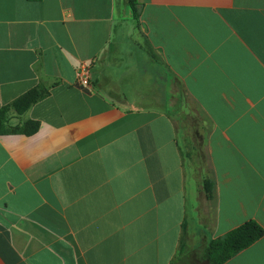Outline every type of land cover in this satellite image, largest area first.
Segmentation results:
<instances>
[{
	"label": "crops",
	"instance_id": "1",
	"mask_svg": "<svg viewBox=\"0 0 264 264\" xmlns=\"http://www.w3.org/2000/svg\"><path fill=\"white\" fill-rule=\"evenodd\" d=\"M138 3L136 19L128 0H0V112L38 123L0 134V264H174L184 228L202 264L264 229V0ZM189 113L206 140L182 132ZM204 142L212 201L185 150ZM224 264H264V236Z\"/></svg>",
	"mask_w": 264,
	"mask_h": 264
},
{
	"label": "trees",
	"instance_id": "2",
	"mask_svg": "<svg viewBox=\"0 0 264 264\" xmlns=\"http://www.w3.org/2000/svg\"><path fill=\"white\" fill-rule=\"evenodd\" d=\"M29 2H40L42 0H27ZM131 10L135 18H138V0H128ZM46 95L44 88H35L25 95L18 98L12 105L13 109L17 113H25L33 104L43 99ZM9 108H3L0 112V134H7L13 132H23L25 134H33L38 129V123L29 122L21 129L9 130L6 127L7 114ZM209 188L206 187V191L209 194ZM186 229L184 228L183 238L181 239L179 250L176 256V262L174 264H188L195 259V251L191 249V245L186 239ZM264 236V229L256 222L250 221L240 226L239 228L228 233L224 238L218 240H212L208 243L204 250V255L201 256L202 261H206L208 264H224L228 260L235 257L241 251L247 249L259 239ZM190 254H193L191 257Z\"/></svg>",
	"mask_w": 264,
	"mask_h": 264
},
{
	"label": "rangeland",
	"instance_id": "3",
	"mask_svg": "<svg viewBox=\"0 0 264 264\" xmlns=\"http://www.w3.org/2000/svg\"><path fill=\"white\" fill-rule=\"evenodd\" d=\"M139 10V8H138ZM264 98V97H263ZM184 106V108L187 110L186 113L189 111V108L194 110V105L192 104V102L189 101V99L187 97H185L184 95H182V104L181 106ZM185 112V111H183ZM187 116V117H186ZM181 119V125L182 122H187L189 125L191 123L196 122L195 118L193 117L192 113H189L188 115L183 114ZM179 120V118H177ZM204 119V118H203ZM187 124V125H188ZM188 127H183L182 125V132H184ZM187 132L189 133V136L192 137H197L200 135V137H202V139L206 140V137L208 135L209 132V127H204L200 130L194 129V128H188ZM203 144V145H201ZM205 142L204 143H200V146L198 143H193L191 145L186 144L185 145V150H191L193 153H196L195 156L193 158L190 157L188 163L189 166L192 167V174H191V180L193 184H199L198 182H202V185H205V189L208 186L209 188V194L207 193V197L208 200L212 201L213 199V186H212V176L210 175V165H209V159L207 157V154L205 152L206 148L205 147ZM195 147V148H194ZM192 160V161H191ZM205 172H207V175H205ZM198 264H201L200 262H198ZM202 264H207V263H202Z\"/></svg>",
	"mask_w": 264,
	"mask_h": 264
},
{
	"label": "built area",
	"instance_id": "4",
	"mask_svg": "<svg viewBox=\"0 0 264 264\" xmlns=\"http://www.w3.org/2000/svg\"><path fill=\"white\" fill-rule=\"evenodd\" d=\"M77 83L82 87H89L91 84V69L89 63H81L77 70Z\"/></svg>",
	"mask_w": 264,
	"mask_h": 264
}]
</instances>
